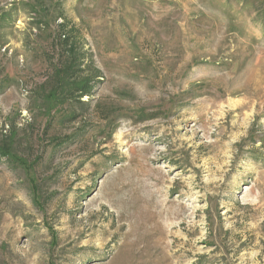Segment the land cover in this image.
Here are the masks:
<instances>
[{
    "label": "rangeland",
    "instance_id": "rangeland-1",
    "mask_svg": "<svg viewBox=\"0 0 264 264\" xmlns=\"http://www.w3.org/2000/svg\"><path fill=\"white\" fill-rule=\"evenodd\" d=\"M0 144V264H264V0H0Z\"/></svg>",
    "mask_w": 264,
    "mask_h": 264
},
{
    "label": "trees",
    "instance_id": "trees-1",
    "mask_svg": "<svg viewBox=\"0 0 264 264\" xmlns=\"http://www.w3.org/2000/svg\"><path fill=\"white\" fill-rule=\"evenodd\" d=\"M62 36V35H61ZM63 39L58 43L57 49H59V57L57 58V65L54 64V69L51 74V89L46 96L52 98L59 89H64L62 93L66 98L69 97L77 102L83 95L91 93L94 81L99 75V71L81 67V58H83V52L76 49L75 44L69 41V36H62ZM60 39V38H59ZM89 71V72H88ZM59 95V92H58ZM57 96V95H55ZM57 144H61L62 141L55 137ZM8 144H0V155H6L8 153Z\"/></svg>",
    "mask_w": 264,
    "mask_h": 264
}]
</instances>
